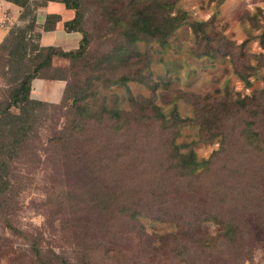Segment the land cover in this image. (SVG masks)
Masks as SVG:
<instances>
[{"label": "rangeland", "instance_id": "rangeland-1", "mask_svg": "<svg viewBox=\"0 0 264 264\" xmlns=\"http://www.w3.org/2000/svg\"><path fill=\"white\" fill-rule=\"evenodd\" d=\"M127 1L79 0L84 53L52 57L47 74L65 77L43 79H60L59 87L38 96L40 77L32 81L30 97L42 104L3 170L0 264H37L33 244L48 255L44 264H53L51 253L70 264H264V48L258 42L264 0H174L171 13L178 7L190 19L209 21L211 43L184 24L166 45L126 46L110 30L107 11ZM29 8L9 29L28 23L36 7ZM34 21L27 36L36 33ZM1 71L0 104L12 84ZM121 75L132 78L112 83ZM87 84L88 114L77 115L69 90ZM245 96L248 107L236 109L233 101ZM212 106L228 115L222 124L206 121L214 120ZM104 107L120 109L122 118L105 119ZM173 111L193 121L170 125L172 119L154 117L169 120ZM207 130L215 133L210 143L201 140ZM172 134L175 142L191 141L198 158L212 155L209 169L174 171L166 148ZM205 209L241 227L244 236L180 254V246L197 239L186 233H218V222L196 219Z\"/></svg>", "mask_w": 264, "mask_h": 264}, {"label": "trees", "instance_id": "trees-1", "mask_svg": "<svg viewBox=\"0 0 264 264\" xmlns=\"http://www.w3.org/2000/svg\"><path fill=\"white\" fill-rule=\"evenodd\" d=\"M12 3L22 7L20 17H24L31 9V0H9ZM47 0H43L44 3ZM65 4L66 7L74 10V17L64 22V29L71 31L77 30L81 32L82 37L79 41L78 47L74 50L64 51L54 46H40L38 43V33H31L27 36V31L32 30L33 21L35 20L34 13L30 14L28 23L23 27L19 25L12 26L4 38L0 42V69L3 75H8L9 81L12 83L8 89L5 99L0 104V192L7 186V180L4 178L3 170L5 164L9 159L14 156L16 146L23 141L29 134L31 125L33 124L34 108L42 103L39 100L30 97V89L34 78H64L65 76L55 74L56 70L47 74L46 69L51 66L52 57L57 55L65 58L75 59L80 57L84 51L87 43L86 32L80 27L81 15L79 11V0H59ZM223 1V0H220ZM174 0H149L147 3L141 4L138 0H128L127 4H124L118 10L110 9L107 14L111 18V31H117L124 40L126 46L134 44L138 41L143 42H156L159 45H166L168 37L180 26L187 24L190 26L195 37L201 41H208L211 43L212 39L207 36V26L209 21L207 20H195L187 17L186 11L181 8H176L174 13L170 10L173 8ZM58 16L54 14H47L45 17L43 28L45 30L52 29ZM32 34V39H28ZM31 38V37H30ZM224 39L221 36L218 40ZM258 42L262 48H264V26L258 34ZM239 77L246 83L248 80L244 75L238 73ZM131 76L121 75L114 79L112 83L124 84ZM90 94L89 86L82 85L77 86L73 90H69L68 97L70 98V105L73 106L77 115L88 114V107L84 103L86 97ZM248 96L243 98H237L233 101L236 109H246L249 105ZM220 101H218V104ZM217 107L212 106L211 111L208 112L213 116L207 117L206 121L211 124L214 121H218L222 124L224 118L228 115L226 113L219 112L216 114ZM121 110L113 107H104L100 113H105V119L116 122L122 118ZM99 113V112H98ZM207 114V113H206ZM205 114V115H206ZM87 116V115H86ZM155 118H159L162 121L172 123L175 125L177 122H184L186 120L193 121L192 118H181L176 111H173L169 120L165 119V116L161 113L154 115ZM251 123H247V127ZM81 126L82 123H79ZM221 126V125H220ZM67 129V125H66ZM69 131L73 130V126L68 128ZM67 129V130H68ZM249 130V128L246 129ZM252 135V133L250 134ZM250 135H246L249 139ZM177 135L172 134L166 140L167 158L170 167L176 171L179 175H193L200 174V172L209 169L212 163V155L208 157L198 158L195 150L193 149L192 142H175ZM205 138L201 140L205 142H212L215 133L211 130H207ZM184 149H181V148ZM105 206V205H103ZM109 207L111 202H109ZM92 207H94L92 205ZM97 208V207H94ZM132 214L131 216H135ZM198 221L213 219L218 222L220 228L218 233L214 236L197 233H186L187 238L196 241L189 245H183L182 249L179 248L180 254L186 252L187 255L193 253L194 249H198L204 253L213 247L211 241L224 240L227 242L235 243L241 239L243 230L238 225H234L231 222H225L218 217L212 209H205L196 214ZM186 232H190L186 230ZM194 235V236H193ZM32 254L35 259V263L44 264L43 259L48 258L38 245H32ZM54 258L53 264H70L64 260L61 255L57 253H51Z\"/></svg>", "mask_w": 264, "mask_h": 264}, {"label": "crops", "instance_id": "crops-1", "mask_svg": "<svg viewBox=\"0 0 264 264\" xmlns=\"http://www.w3.org/2000/svg\"><path fill=\"white\" fill-rule=\"evenodd\" d=\"M30 6H35V26L34 31L38 33V43L40 46H54L64 51L74 50L78 47L79 41L82 37L81 32L77 30L68 31L64 29V22L74 17V10L65 6L59 0H47L44 3H36L35 0L30 1ZM22 7L12 3L9 0H0V42L7 34L11 24L18 23ZM47 14L57 15L58 18L52 29L45 30L43 28L45 17ZM59 83H50L43 78H37L35 88L38 96L42 94L43 88L59 87L63 82L58 80ZM64 85V83H63ZM50 92L55 94L54 89ZM52 94V95H54Z\"/></svg>", "mask_w": 264, "mask_h": 264}]
</instances>
